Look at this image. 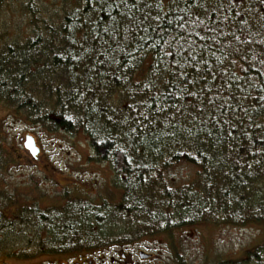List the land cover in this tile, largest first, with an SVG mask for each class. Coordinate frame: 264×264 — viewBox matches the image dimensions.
<instances>
[{"label":"trees","instance_id":"trees-1","mask_svg":"<svg viewBox=\"0 0 264 264\" xmlns=\"http://www.w3.org/2000/svg\"><path fill=\"white\" fill-rule=\"evenodd\" d=\"M0 13V103L44 133H81L88 162L112 171L108 188L46 208L1 175L0 256L264 227V0H0ZM200 264H264V241Z\"/></svg>","mask_w":264,"mask_h":264},{"label":"rangeland","instance_id":"rangeland-1","mask_svg":"<svg viewBox=\"0 0 264 264\" xmlns=\"http://www.w3.org/2000/svg\"><path fill=\"white\" fill-rule=\"evenodd\" d=\"M11 10L15 13L16 6H12ZM19 13L17 10L10 22V25L17 31L21 26ZM1 17L0 13V19ZM10 112L8 107L0 103V147H3L2 150L5 151L6 157L10 158L9 165L12 167L9 171L4 170L5 167L0 169V176L2 175L7 181V187H15L16 191L23 196L44 195L40 207L46 208L57 205L59 202L56 194L63 191L91 194L100 191V187L105 188L108 185L109 180L112 179V171L106 165L88 162L91 150L81 133L75 135L44 133L22 117H11ZM27 135L34 138L40 149L37 158L31 157L19 141L20 137ZM190 173L189 167L181 166L174 173L173 178L181 182L186 180ZM34 183L38 184L37 189ZM1 186L2 183H0ZM103 193L106 192L103 190ZM173 233V240L170 233L160 234L144 238L137 244L118 248L129 252L132 256H137L133 257L132 264H176L175 255L172 253L175 248L186 260V264H200L204 259H210L218 254L242 255L246 250L264 241V227L252 224L245 227L198 224L174 230ZM25 242L26 240L23 239L24 245ZM171 242L173 245H170ZM19 245L23 248V244ZM21 250L24 253H20L18 257L0 256V264H60L65 261L71 262V259L79 256L78 254L62 256L36 254L37 248L33 246H27ZM113 251V249H106L100 254L88 255L87 258L90 260L104 258L106 262L99 261L96 264H107ZM139 251L150 253L152 258L140 260ZM25 254L30 257H23ZM81 257L84 258L83 255ZM120 264L124 262L121 261Z\"/></svg>","mask_w":264,"mask_h":264},{"label":"flooded vegetation","instance_id":"flooded-vegetation-1","mask_svg":"<svg viewBox=\"0 0 264 264\" xmlns=\"http://www.w3.org/2000/svg\"><path fill=\"white\" fill-rule=\"evenodd\" d=\"M114 251L111 253V256L108 260L107 264H120L121 261L124 262V264H132L133 263V257H137V256H132L129 252L127 251H121L120 248H114ZM84 256V255H83ZM152 258V256L150 257V259ZM72 261L69 262H61L60 264H96L99 261L102 262H106L105 259L101 258L99 260L93 259L90 260L87 257L84 256V258L77 256L74 259H71Z\"/></svg>","mask_w":264,"mask_h":264},{"label":"water","instance_id":"water-1","mask_svg":"<svg viewBox=\"0 0 264 264\" xmlns=\"http://www.w3.org/2000/svg\"><path fill=\"white\" fill-rule=\"evenodd\" d=\"M23 143L24 148L30 153L32 157H35L39 153L34 139L31 136L22 137L19 139ZM150 255L144 252H139V258L141 260L147 259Z\"/></svg>","mask_w":264,"mask_h":264}]
</instances>
